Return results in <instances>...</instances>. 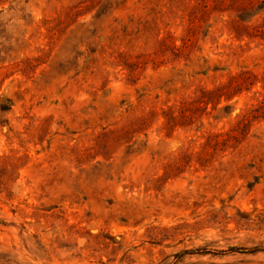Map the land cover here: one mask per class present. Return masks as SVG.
<instances>
[{"label": "rangeland", "instance_id": "obj_1", "mask_svg": "<svg viewBox=\"0 0 264 264\" xmlns=\"http://www.w3.org/2000/svg\"><path fill=\"white\" fill-rule=\"evenodd\" d=\"M0 264H264V0H0Z\"/></svg>", "mask_w": 264, "mask_h": 264}, {"label": "trees", "instance_id": "obj_2", "mask_svg": "<svg viewBox=\"0 0 264 264\" xmlns=\"http://www.w3.org/2000/svg\"><path fill=\"white\" fill-rule=\"evenodd\" d=\"M216 144H219L218 142H216Z\"/></svg>", "mask_w": 264, "mask_h": 264}]
</instances>
